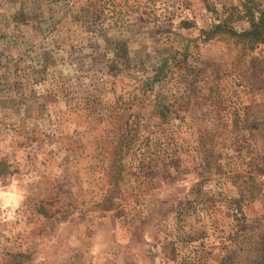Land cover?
Returning a JSON list of instances; mask_svg holds the SVG:
<instances>
[{"label":"rangeland","instance_id":"374dc122","mask_svg":"<svg viewBox=\"0 0 264 264\" xmlns=\"http://www.w3.org/2000/svg\"><path fill=\"white\" fill-rule=\"evenodd\" d=\"M244 4L0 0V264L260 262L264 40L206 32Z\"/></svg>","mask_w":264,"mask_h":264},{"label":"trees","instance_id":"16d2710c","mask_svg":"<svg viewBox=\"0 0 264 264\" xmlns=\"http://www.w3.org/2000/svg\"><path fill=\"white\" fill-rule=\"evenodd\" d=\"M55 2L59 3L61 0H54ZM88 10H77L75 12V18H80L82 16H86ZM243 16L247 18L249 27L247 29H243L241 31L235 30L232 26H229L228 24H216L213 26V31L209 30L207 32V37L211 35V33L216 32L217 30H221L222 33H225L233 38H235L237 41L244 42L245 44H256L264 40V6L263 7H257L256 9H253L250 5L244 4V11ZM54 25H48L45 30L51 31L53 29ZM98 32H94L95 35L102 34L101 32L104 31V29H97ZM93 31V30H92ZM180 60L176 58L175 53L168 52L165 54L159 55V57L156 60V63L152 69V73L149 76L148 79L145 80L144 85L146 87H150L153 90H155V86H159L162 82L166 81H172L175 79V69L179 67ZM161 88V87H160ZM263 159H264V154ZM264 161V160H263ZM202 182L198 183L200 185ZM260 245V262L258 264H264V233L261 235L259 240ZM173 250V258H176L175 251ZM228 252V251H227ZM232 252V249H231ZM227 254V253H226ZM229 254V253H228ZM225 257H223L220 261V264H223V262L226 261L230 257V254ZM190 258L185 260V264H189ZM199 262V261H198ZM192 263V262H191ZM190 263V264H191Z\"/></svg>","mask_w":264,"mask_h":264}]
</instances>
